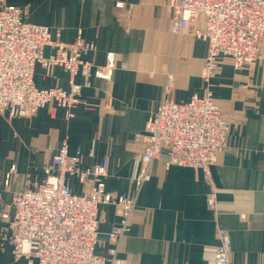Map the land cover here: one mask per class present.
Segmentation results:
<instances>
[{
	"label": "crops",
	"instance_id": "0c3cea01",
	"mask_svg": "<svg viewBox=\"0 0 264 264\" xmlns=\"http://www.w3.org/2000/svg\"><path fill=\"white\" fill-rule=\"evenodd\" d=\"M172 2L0 0V10L19 8L26 23L49 28L53 39L72 43L81 34L95 45L85 58L95 72L104 71L109 54L117 63L110 79L94 74L72 118L55 104L30 118L9 120L0 114V264H38L14 258L13 196L44 182L45 168L63 144L70 156L81 152V169L108 159L106 191L135 199L129 232L116 245L108 234L121 223L118 210L100 206L97 256L118 264H214L223 232L230 238L231 264H264V40L261 59L251 66L236 70L231 58H220L208 86L203 80L208 44L195 36L205 29V19L173 34ZM53 53L44 50L46 57ZM169 75L178 104L212 92L230 125L228 149L211 167V180L202 170L167 168L159 160L150 164L151 180L137 189L144 148L135 138L146 134ZM34 82L40 90L70 89V76L61 67L37 66ZM75 82L82 84L83 78ZM13 166L16 171L6 185ZM87 189L73 180L75 195ZM212 190L217 211L206 203Z\"/></svg>",
	"mask_w": 264,
	"mask_h": 264
},
{
	"label": "built area",
	"instance_id": "2783aa9c",
	"mask_svg": "<svg viewBox=\"0 0 264 264\" xmlns=\"http://www.w3.org/2000/svg\"><path fill=\"white\" fill-rule=\"evenodd\" d=\"M122 8V4L117 5ZM172 32L179 34L205 19V29L195 36L208 44L203 80L208 86L218 73L220 58H231L236 70L261 59L260 43L264 40V0H173ZM51 48L49 57L44 50ZM95 45L80 34L72 43L53 39L49 28L26 23L22 11L14 6L0 10V114L9 120L34 117L41 109L55 104L67 118L83 102V90L90 88L91 78L98 75L110 79L117 68L114 54L108 55L102 72H95L85 58ZM37 66L44 69L63 68L70 76V89L40 90L34 82ZM81 76L82 84L75 78ZM173 76H168L162 102L147 124L146 134L135 142L143 146L142 169L135 180L137 189L151 180L150 164L163 160L165 166L202 170L211 180V167L228 149L230 125L212 92L189 103L172 99ZM81 152L70 156L63 146L45 168L46 178L34 190L14 194L15 216L10 225L13 255L16 260L36 259L38 264H118L96 255L99 241V208L112 205L118 210L121 223L109 234L116 245L129 232L135 199L128 195L115 197L106 191L109 162L104 159L93 168L81 169ZM13 166L6 175L8 185ZM88 185L83 196L73 191V180ZM264 190V176H263ZM211 211L218 210V198L212 190L206 198ZM7 219V215H3ZM214 264H231L229 235L220 233Z\"/></svg>",
	"mask_w": 264,
	"mask_h": 264
}]
</instances>
